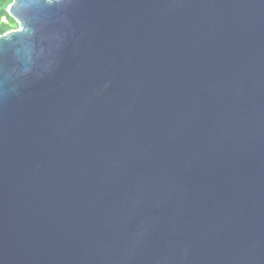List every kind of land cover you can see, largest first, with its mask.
I'll return each mask as SVG.
<instances>
[{
  "label": "water",
  "instance_id": "95a60500",
  "mask_svg": "<svg viewBox=\"0 0 264 264\" xmlns=\"http://www.w3.org/2000/svg\"><path fill=\"white\" fill-rule=\"evenodd\" d=\"M7 11L0 264H264V0Z\"/></svg>",
  "mask_w": 264,
  "mask_h": 264
},
{
  "label": "trees",
  "instance_id": "16d2710c",
  "mask_svg": "<svg viewBox=\"0 0 264 264\" xmlns=\"http://www.w3.org/2000/svg\"><path fill=\"white\" fill-rule=\"evenodd\" d=\"M12 1L13 0H0V35L18 27V23L7 11Z\"/></svg>",
  "mask_w": 264,
  "mask_h": 264
}]
</instances>
